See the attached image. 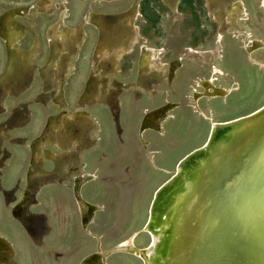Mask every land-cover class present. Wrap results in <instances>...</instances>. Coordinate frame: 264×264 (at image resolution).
Returning <instances> with one entry per match:
<instances>
[{
  "label": "rangeland",
  "instance_id": "rangeland-1",
  "mask_svg": "<svg viewBox=\"0 0 264 264\" xmlns=\"http://www.w3.org/2000/svg\"><path fill=\"white\" fill-rule=\"evenodd\" d=\"M61 5L70 17L54 33ZM133 6L137 12L131 14ZM14 7L31 10L17 20L25 37L15 45L11 65L0 38V238L10 242L9 264H77L94 252L97 240L90 232L108 249L141 230L154 191L171 176L162 170H173L203 145L212 120L227 122L264 106V45L251 60L244 36L236 33L248 32L264 44V0H0V14ZM89 10L102 14L101 31L81 25ZM128 16L133 31L121 19ZM132 35L138 43L117 64ZM143 45L159 59L141 70ZM214 67L224 73L217 85L237 83L238 90L202 99L200 112L191 90ZM166 101L175 109L160 131L146 132L142 140L138 127L145 111ZM61 103L69 113L85 112L99 128L73 117L75 135L66 142L60 118L45 134ZM85 172L93 180L81 194L101 206L88 231L69 189ZM26 191L30 199L22 202ZM14 208H24L29 222L13 218ZM149 241L141 233L134 243L144 248ZM107 264L142 263L118 253Z\"/></svg>",
  "mask_w": 264,
  "mask_h": 264
},
{
  "label": "bare ground",
  "instance_id": "bare-ground-1",
  "mask_svg": "<svg viewBox=\"0 0 264 264\" xmlns=\"http://www.w3.org/2000/svg\"><path fill=\"white\" fill-rule=\"evenodd\" d=\"M61 6L59 22L52 29L54 33L59 32L61 26H66V20L70 17L64 5ZM30 8L14 7L0 14V38L8 49L10 65L16 59L15 45L25 37L24 27L17 20L27 18ZM88 12L81 25L87 23L101 31L103 25L100 16L91 10ZM133 12H137V6L132 7L131 14ZM121 19L133 31L132 22L128 21L130 16ZM108 22V25L114 23L113 20ZM16 32L19 35L15 36ZM236 33L244 36V50L252 60V55L263 48V42L248 32ZM131 37L130 45L123 47L114 59L117 64L126 54L132 53V45L138 43V37ZM158 57L152 48L143 45L139 58L141 70L156 64ZM6 71L7 64L3 74ZM219 75L224 73L214 67L211 76L196 80L190 96L198 111L202 112L199 106L202 99L223 98L238 90L237 83L229 88L217 85ZM125 85L130 88L129 84ZM65 105L61 103L58 115L49 118L45 134L52 132V126L60 118L66 142H69V136L75 135V131L69 128L73 117L81 123L85 122L90 129L93 125L99 128L98 123L85 112L78 109L77 113L75 110L73 114L69 113ZM174 109L175 104L166 101L145 111L139 137L143 140L144 133L160 131L168 113ZM257 111L247 120L243 118L248 115L227 122L212 120L214 130L210 141L180 159L178 172L154 191L156 195L151 199L145 228L153 235L150 249L141 251L143 248L132 245L134 235L130 241L127 237L108 249H102L101 238L90 232L100 248L98 252L84 256L80 264H107V255L115 250L143 257L146 264H264V110ZM204 115L211 120L210 115ZM91 180L93 174L86 172L74 180L80 224L87 231L101 210L100 205L87 201L79 192ZM30 196L31 193L26 191L22 202L29 200ZM11 213L21 222H29L24 208H14ZM188 255L191 259H187ZM12 256L10 242L0 238V264H9L7 261Z\"/></svg>",
  "mask_w": 264,
  "mask_h": 264
},
{
  "label": "water",
  "instance_id": "water-1",
  "mask_svg": "<svg viewBox=\"0 0 264 264\" xmlns=\"http://www.w3.org/2000/svg\"><path fill=\"white\" fill-rule=\"evenodd\" d=\"M261 110H264V106H263L262 108H260V110H258L256 113L260 112ZM256 113H254V114H256ZM251 116H253V114L248 115V116L244 117L243 119L247 120V119H248L249 117H251ZM143 120H144V118H142L141 121H140V124H139V127H138V134H140V129H141V125H142V123H143ZM239 120H241V119H239ZM213 130H214V127H212V125H211V126H210V129H209V132H208V135H207V138H206V140H205V142H204L203 144H207V143L210 141V139H211V137H212V134H213ZM178 164H179V163L176 164V166H175V168H174L173 170L170 171V170H165V169H163L162 172H164L165 174H171V176H169V178H170V177H172L173 174H175V173L178 172ZM169 178H168V179H169ZM69 189L71 190V194H72V196H73V198H74V200H75V199H76V194H75V191H74V182H72V185L69 187ZM79 192L81 193V189H80ZM155 195H156V193L153 194L154 198H155ZM153 196H152V197H153ZM153 201H154V199H153ZM76 204H77V203H76ZM149 213H150V212H149ZM16 223H17L22 229L25 230V228H24V227H23L18 221H16ZM147 224H148V221L146 220V222H145V224H144V226H143V228H142L141 230H138V231H136L134 234H131V235L128 236V241H130V240H131L130 238L132 237V235H134L133 238H132V240H131V244H132V245H133V244L135 245L134 241H135L136 237H137L139 234H141V233H145V234H147V235L149 236V238H150L149 243H148L147 246L144 247L143 250H141V251L148 250V249H150L151 246L153 245V235H152L150 232L146 231V229H145ZM99 248H100V246H97V245H96L93 253L98 252V251H99ZM118 253L126 254V255H128V256H131V257H133V258L139 260L142 264H146L145 259H144L143 257H139L138 255H134L133 253H130V252L128 253V252H125V251H117V250L112 251L111 253H109V254L107 255V258H108V257H111V256L114 255V254H118ZM188 258L191 259L190 255L187 256V259H188ZM82 259H83V258H82ZM82 259H81L77 264H80V263L82 262ZM263 263H264V262H263Z\"/></svg>",
  "mask_w": 264,
  "mask_h": 264
},
{
  "label": "flooded vegetation",
  "instance_id": "flooded-vegetation-1",
  "mask_svg": "<svg viewBox=\"0 0 264 264\" xmlns=\"http://www.w3.org/2000/svg\"><path fill=\"white\" fill-rule=\"evenodd\" d=\"M30 10H31V8H30ZM91 11H93V10H91ZM89 13V12H88ZM96 14V13H95ZM96 15H102V14H96ZM95 29H97L96 27H95ZM98 30V29H97ZM114 34V32H112V35ZM123 34L126 36V38L129 36V35H131V33L130 34H126L125 32H123ZM113 38H115V37H113ZM111 41V40H110ZM109 41V42H110ZM113 41V40H112ZM109 42H107V44L109 43ZM114 42H116V41H114ZM120 43V42H119ZM107 47V46H106ZM97 49V48H96ZM155 49H157V48H155ZM162 49V48H161ZM97 50H95V52H96ZM115 53V52H114ZM114 55V54H113ZM113 55H112V57H113ZM95 64V63H94ZM114 66H115V63L113 62V70L112 71H114ZM164 93V92H163ZM162 93V94H163ZM58 106H59V104H58ZM66 106V105H65ZM58 114H56L55 116H57Z\"/></svg>",
  "mask_w": 264,
  "mask_h": 264
}]
</instances>
